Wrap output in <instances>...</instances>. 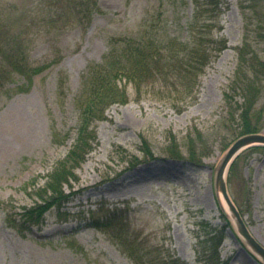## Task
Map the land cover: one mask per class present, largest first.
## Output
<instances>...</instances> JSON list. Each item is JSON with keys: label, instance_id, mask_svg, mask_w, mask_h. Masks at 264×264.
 I'll return each instance as SVG.
<instances>
[{"label": "rangeland", "instance_id": "rangeland-1", "mask_svg": "<svg viewBox=\"0 0 264 264\" xmlns=\"http://www.w3.org/2000/svg\"><path fill=\"white\" fill-rule=\"evenodd\" d=\"M217 1L0 0V64L41 68L31 77L14 71L0 85V264H138L134 252L154 246L184 264H216L207 254L215 244L228 264H264L230 215L234 230L228 226L216 184L227 145L239 138L238 108L252 82V111L264 133V72L257 71L264 0ZM151 38L173 41L174 52L181 43L208 40L207 50L196 52L206 51L208 64L187 76L175 68L148 86L121 80L128 101L110 105L92 125L95 147L63 182L69 200L27 228L21 212L38 201L75 143L90 67L129 62L126 42ZM246 42L249 61L237 75ZM188 50L181 55L188 58ZM228 179L264 245V147L243 150ZM108 216L116 218L111 226H93Z\"/></svg>", "mask_w": 264, "mask_h": 264}, {"label": "trees", "instance_id": "trees-1", "mask_svg": "<svg viewBox=\"0 0 264 264\" xmlns=\"http://www.w3.org/2000/svg\"><path fill=\"white\" fill-rule=\"evenodd\" d=\"M209 3L218 4L217 0H210ZM199 5V4H198ZM199 12V7L196 10V15ZM145 40H135L126 42L128 46L127 57L129 62H121L115 60V63H106L102 66L93 65L90 67V74L87 76L84 86H85V97L80 100L81 106L79 110V124L77 127V137L72 149L69 151L68 155L64 158V160L59 162V165L55 172H51L49 174V178L46 181L44 187L40 188L37 197L38 201L34 202V204L25 208L21 212V218L23 222L26 223L27 228H31L33 225L40 224L45 217V214L51 210L56 205H61L65 203V201L69 200L68 195L64 193L63 190V182H68L71 176H75L74 171L78 168L85 160L87 155L93 150L96 143V131L92 128V125L97 120H102L105 118L106 111L108 107L114 103L121 102L125 103L128 101L127 94V84L120 86V81L126 79V81H139L142 85H150L151 83H155L159 78L156 75H164L168 77L171 75L175 68H181L183 72V76H187L191 73L190 70L198 69L203 71L204 67L208 64L207 60V52H202V55H196V52H200L202 47L204 50L208 48V40L195 41L187 44V47H192V52L187 51L188 58L181 55L182 51L187 49L186 44L178 45V52H174L176 49V44H173V41H168V45L158 44L155 40H147L146 42H142ZM170 44H173L170 46ZM220 44V41H215V49L221 50L223 47L217 46ZM174 47V48H173ZM247 42L242 46L239 56L240 62L238 66V74L239 75L245 68L244 66L248 63L249 57L247 56ZM2 49V48H1ZM163 50H168L170 53L164 54ZM115 52H109L108 57L115 56ZM2 50H0V54ZM193 53V54H192ZM185 55V54H184ZM10 58L12 56H9ZM254 61L256 57H253ZM109 59V58H108ZM16 61H10V63H15ZM258 62V60H257ZM259 67L257 71L264 72V60L259 61ZM15 69V70H14ZM14 69H10L9 67L2 66L0 64V85H3L8 77L12 75L14 71L28 74L29 77L33 75V73L41 70V68H36L34 71H29L25 69L23 66L18 64ZM101 69V70H100ZM175 80V79H174ZM166 82V81H165ZM179 81L176 80V83ZM173 83V82H172ZM24 84L21 86L23 87ZM188 85H185L187 88ZM245 90L246 88L243 87ZM194 88H190V93L193 92ZM257 87L254 82H252L251 87H248L249 94L246 97L245 106L241 105L238 109H242L240 113V131L238 136L260 132L262 128V124H260L261 115H256L252 111L253 107V97L255 96L257 91ZM227 99L230 98V94L226 93ZM231 104V102H230ZM176 145V144H175ZM230 144L227 145V147ZM264 147L263 145H257L251 147L252 150L261 149ZM173 148H171L172 150ZM180 152H177L179 155ZM195 157V155L192 153ZM237 163V158L233 162L230 167V171H232ZM229 180V179H228ZM241 211V209H240ZM242 215L244 213L241 211ZM223 217L227 221V224L230 228L233 229L232 223L227 215L224 213ZM115 218V217H114ZM113 217L109 216L104 218L103 220H96L93 226L97 228H103L107 226H111L113 221L116 220ZM24 223L21 227H25ZM19 225V224H18ZM20 231L21 228L19 227ZM218 234L223 233V231H217ZM214 235V234H213ZM221 236V235H220ZM215 236H210L207 240H216L213 238ZM213 250V251H212ZM217 250V253L215 252ZM151 251L157 252L156 256H151ZM139 253V252H138ZM136 254L135 259L139 262L138 264H184L179 256H177L173 251L166 249L165 252H162L154 246L150 251L145 250L144 252H134ZM208 257L214 259L216 264H228L225 260H221L218 254V246L215 244L214 247L207 248ZM213 254L215 256H213ZM211 260V259H210Z\"/></svg>", "mask_w": 264, "mask_h": 264}, {"label": "water", "instance_id": "water-1", "mask_svg": "<svg viewBox=\"0 0 264 264\" xmlns=\"http://www.w3.org/2000/svg\"><path fill=\"white\" fill-rule=\"evenodd\" d=\"M253 145H264V133L242 135L229 146L218 166L216 184L227 205V209L224 208V213L233 218L237 232L244 238L247 245L264 260V245L250 231L228 188V172L231 164L243 150Z\"/></svg>", "mask_w": 264, "mask_h": 264}, {"label": "bare ground", "instance_id": "bare-ground-1", "mask_svg": "<svg viewBox=\"0 0 264 264\" xmlns=\"http://www.w3.org/2000/svg\"><path fill=\"white\" fill-rule=\"evenodd\" d=\"M247 223V222H246ZM248 225V224H247Z\"/></svg>", "mask_w": 264, "mask_h": 264}]
</instances>
